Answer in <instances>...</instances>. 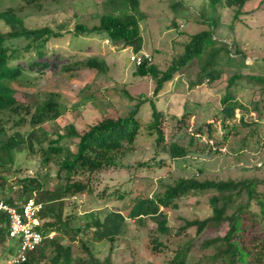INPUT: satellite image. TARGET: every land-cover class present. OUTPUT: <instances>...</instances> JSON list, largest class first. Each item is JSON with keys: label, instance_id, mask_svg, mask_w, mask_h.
<instances>
[{"label": "rangeland", "instance_id": "1", "mask_svg": "<svg viewBox=\"0 0 264 264\" xmlns=\"http://www.w3.org/2000/svg\"><path fill=\"white\" fill-rule=\"evenodd\" d=\"M9 8L18 10L30 28L50 27L60 31L59 28L64 26V37L51 39L47 56L43 59L56 63V66L45 70L43 76L29 71L30 60L36 58L35 52L32 55L22 52L29 40L18 39L8 43L10 48L21 50L20 55L25 56L17 62L24 68L26 77L24 83L16 87L18 100L30 102L28 97H24L25 93L34 95L38 100H43L47 93L61 95L62 117L41 128L48 133L49 139L56 138L55 132L63 133L68 124L84 131L109 114L125 117L139 101L146 98L153 99L158 109L169 116L181 118L185 115V123L180 129L175 130L174 124L169 121L163 125L166 141L184 147L187 152L185 157L173 159L169 154L156 155L152 148L154 137L145 131L118 167L94 176L91 193L66 201L65 216L75 218L70 225L72 228H84L90 214L101 220L119 212L126 217L114 243L108 240L94 242L91 238L94 230H83L74 236V240L71 234L55 233V238H59L64 246H72L75 261L88 259L82 251V242L100 261L106 260L112 253V264H171L177 251L192 243L194 247L186 264H220L211 261L214 251H202L200 244L204 239L224 236L227 225L210 228L201 237L197 236L195 227L181 231L187 221L205 220L213 215L210 200L217 195L215 192L183 197L177 202V209L161 208L167 216L170 230L165 235L158 231L157 224L150 218L145 219V225H140L138 219L128 216L137 200L154 197L163 190L161 184L173 183L179 178L200 181L257 178L264 181V111L261 118L254 112L255 104L262 99V88L250 84L247 79L239 86L228 88V81L235 74L257 76L264 73V0H247L237 21L236 8L221 6L217 10L220 24L215 38L219 43L230 45L232 56H235L239 45L243 55L235 56V60L244 58L247 66L236 62L237 67H229L222 61L217 67L222 70L219 80L214 83L205 81L198 87H192L201 69L200 62L195 60L165 85L159 97L154 96V79L136 75L137 67L130 61L133 49H123L121 45L107 42L103 36L74 34L77 25L89 28L99 25L100 15L107 10L109 14H121L129 11V7L109 9L106 0L45 2L37 8L27 7L18 1L0 2V11ZM139 11L145 14L140 23L144 42L142 51L153 56V64L162 72L183 54L184 46L192 35L208 28L201 23L202 15L207 19L215 15L207 0H140ZM8 30L0 21V32ZM89 58L105 60L109 71L106 74L88 69L73 74L62 71L63 66ZM228 90L243 106L236 110L232 118L225 116L222 105ZM262 107L264 109V100ZM151 114L150 104L146 103L141 106L138 118L148 126ZM208 124L212 127V135L209 136L207 128L198 135V130ZM20 131L26 135L30 128ZM13 132L9 130V134ZM70 146L75 149V144ZM38 149L36 145L34 153L27 150L14 152V161L9 164L10 172L0 173L7 178L5 192L0 193V199L19 200L21 185L17 181L25 178H38L49 189L55 187L57 167L54 164L44 166ZM145 164H152L155 171L149 170ZM259 191L264 194V187L260 186ZM115 193L116 196L113 195ZM120 195H125V199L120 200ZM261 232H264V223L255 230L256 234ZM155 240L162 246H158ZM46 252L51 259L53 254L50 250ZM15 254L14 241L8 238L0 243V264H5Z\"/></svg>", "mask_w": 264, "mask_h": 264}, {"label": "trees", "instance_id": "2", "mask_svg": "<svg viewBox=\"0 0 264 264\" xmlns=\"http://www.w3.org/2000/svg\"><path fill=\"white\" fill-rule=\"evenodd\" d=\"M9 1H18L27 7L37 8L42 7L45 2L58 4L67 0ZM207 1L209 8L215 14L208 19L202 15L201 19L204 21L202 20L201 23L208 25V28L190 37L189 42L184 46L183 54L173 61L165 72L160 71L157 66L153 63L149 64L147 61L139 67L136 66L137 76L151 77L156 81L155 97H159L165 85L173 81L177 73L195 60L200 62L201 69L198 80L192 84V87H198L205 81L214 83L219 80L222 70L217 67L222 61L229 67H237L236 62L247 66L244 58H241V61L235 60V56L243 55L239 45L235 56H232L230 45L219 43L215 38V32L220 24L218 8L221 6L236 8L235 20L237 21L247 0ZM106 6L109 9L126 6L129 7V11L121 12V14H109L107 10L100 15L99 25L92 28L86 25H77L74 34L76 36L91 34L103 36L110 43L121 45L123 49L131 48L136 54L143 52L144 42L140 23L145 19V14L139 11L140 0H106ZM19 13L15 8L0 11V21L9 29L7 32H0V173L10 172L9 164L14 161V152L27 150L34 153L35 146L38 145L42 164L44 166L54 164L57 167L55 187L49 189L38 178H25L18 180L17 184L21 185L19 190L21 203L34 198L44 206L40 214L42 226L39 227V230L44 234H71L73 240L74 236L83 230H94L91 236L94 242L108 240L114 243L126 217L119 212L111 213L105 220H101L94 214H90L88 215L89 221L84 228H72L70 225L75 218L65 216L66 201L79 195L91 193L94 176L104 170L118 167L122 159L136 146L139 137L145 131L154 137L152 148L156 155L169 154L173 159L185 157L186 149L173 141L167 142L163 129L165 121L173 123L175 130L180 129L181 124L185 123V115L181 118L169 116L158 109L153 99L146 98L139 101L125 117L109 114L84 131H78L74 124H68L64 127L63 133L55 132L56 138L49 139L48 133L42 131L41 128L62 117L61 95L47 93L43 100H38L34 95L25 93L24 97H28L31 101L24 103L18 100L15 96L18 91L16 87L18 84L24 83L26 77L24 68L17 62L18 59L25 57L20 55L22 52L30 55L35 52L36 58L31 59L29 64L31 73L43 76L45 70L55 67L56 63L48 60L43 61V59L47 56V48L51 39L64 37L62 33L64 26L59 28L60 31H54L50 27L30 28ZM18 39L30 41L22 52L8 46L10 41ZM84 69L106 74L109 71V66L103 59L89 58L86 61L62 67L65 74H73ZM262 72L264 71L262 70ZM244 79L249 80L250 84L262 88V99L254 106V112L261 118L264 111L262 107L264 73L257 76L235 74L229 79L228 88L239 86ZM146 103L150 104L152 110V120L148 126L143 125L138 118L141 106ZM222 105L225 116L229 118L234 116L236 110L243 107L238 104L229 90L222 99ZM25 127L30 128L26 135L20 131ZM205 128L208 129L209 136H211L212 127L209 124L199 129L197 134H203ZM9 130H13V134H9ZM71 143L75 144V149L71 148ZM145 165L149 170L155 169L152 164ZM6 182L7 178L0 175V193L2 194L5 192ZM260 186L264 187V181L257 178L228 179L226 181L179 178L173 183L161 184L163 190L156 193L154 197L137 200L128 217L138 219L140 225H145V219L150 218L157 224L158 231L165 235L170 230L167 227V216L161 211V208L177 209V202L183 197L190 194L204 195L215 192L217 195L210 200L213 215L205 220L187 221L181 231L195 227L197 236L201 237L210 228L227 225L228 230L224 236L204 239L200 244L202 251L209 249L214 251L211 261L220 264H264V232L255 233L258 226L264 223V194L259 191ZM113 195L116 196V193ZM125 197V195H120L119 199L123 200ZM7 202L14 203L12 199H8ZM230 211L232 213H229ZM7 239V230L1 229L0 243H4ZM158 246H162V243H158ZM192 247L194 245L191 243L189 246L179 249L175 261L171 264H186ZM47 250L53 254L51 259ZM82 251L85 252L88 259L75 261L72 257V246H64L59 238H55L45 241L43 246L24 264H48L49 261L52 264H112V253L106 260L100 261L93 256L85 242H82Z\"/></svg>", "mask_w": 264, "mask_h": 264}, {"label": "built area", "instance_id": "3", "mask_svg": "<svg viewBox=\"0 0 264 264\" xmlns=\"http://www.w3.org/2000/svg\"><path fill=\"white\" fill-rule=\"evenodd\" d=\"M130 61L139 67L146 61L149 64L154 63V58L151 54L141 52L133 53ZM13 201V204H9L7 200L0 199V230H7L8 238L15 242L16 250V254L8 258L5 264H24L43 246L45 241L54 240L56 234H44L39 230L42 226L40 214L44 209L43 204L34 198L23 203L19 200Z\"/></svg>", "mask_w": 264, "mask_h": 264}, {"label": "crops", "instance_id": "4", "mask_svg": "<svg viewBox=\"0 0 264 264\" xmlns=\"http://www.w3.org/2000/svg\"><path fill=\"white\" fill-rule=\"evenodd\" d=\"M127 49H129V48H127Z\"/></svg>", "mask_w": 264, "mask_h": 264}]
</instances>
